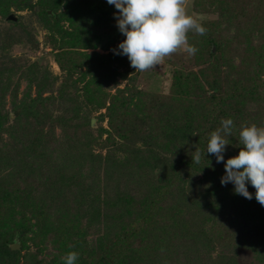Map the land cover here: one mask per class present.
<instances>
[{"label":"trees","instance_id":"obj_1","mask_svg":"<svg viewBox=\"0 0 264 264\" xmlns=\"http://www.w3.org/2000/svg\"><path fill=\"white\" fill-rule=\"evenodd\" d=\"M187 7L206 31L187 34L197 52H185L188 68L171 67L163 93L128 79L129 60L111 51L124 39L118 10L106 0H0V18L13 29H27L9 18L13 12L35 15L62 72L53 90L55 77L27 68L20 93L13 77L21 67L8 54L16 34L3 36L0 264H63L69 251L79 254L76 264H210L222 244L244 246L264 262V206L222 186L223 162L204 156L222 119L233 120L225 160L242 147V126L264 127V0ZM26 32L34 51V31ZM119 79L127 80L123 88ZM30 246H50L52 257L42 263Z\"/></svg>","mask_w":264,"mask_h":264},{"label":"clouds","instance_id":"obj_2","mask_svg":"<svg viewBox=\"0 0 264 264\" xmlns=\"http://www.w3.org/2000/svg\"><path fill=\"white\" fill-rule=\"evenodd\" d=\"M118 11L115 24L124 39L112 49L114 55L126 56L136 71L152 69L172 53L183 50L194 55L197 48L188 43L193 31L204 35L206 29L187 14L183 0H106ZM135 71V72H136ZM233 128V120H221V127L210 133L204 156L223 162L222 186L231 183L234 194L246 199L255 197L264 206V127L255 123L242 126L239 139L242 147L237 155L225 160L224 153ZM192 162L199 163L201 153L195 149ZM248 185L254 193L248 191ZM79 254L69 251L61 257L63 264H76Z\"/></svg>","mask_w":264,"mask_h":264},{"label":"rangeland","instance_id":"obj_3","mask_svg":"<svg viewBox=\"0 0 264 264\" xmlns=\"http://www.w3.org/2000/svg\"><path fill=\"white\" fill-rule=\"evenodd\" d=\"M190 1L191 0H183L184 7H185L187 14H189L187 4ZM10 17L11 19H14V17L19 18L20 22H22L24 27H27V29L33 30L34 37L38 42V48L32 51L30 49L29 43L26 44L25 42L26 35H27V32H26L27 29L24 28L25 31L22 30V32L20 28L18 30L17 28L13 29L9 27L11 25L6 24L5 22H3V19L0 18V47L3 46L4 44L3 36L6 35L5 33H13L14 35L16 34L14 43L12 47L10 48L8 54L12 57V59L14 60V63L17 66L21 67V70L16 73L15 77H13L15 81H19V92L21 93L26 88L27 84L24 78H22L21 76V71L26 70L27 68L28 69L32 68L31 73L35 77H41L39 71L48 72L51 76L56 78L55 83L52 86V89L53 90L58 89L60 80L62 78V72L55 62L50 46L45 44V40H46L45 30L40 28L39 24L37 23L35 15L29 11H23L19 13L13 12L12 14L9 15V18ZM18 31L21 33H19ZM98 52L102 53V51L100 50H98ZM188 61L189 59L187 58L185 51L178 50L177 52L172 53L169 56H166L160 62L159 65H155L152 69H148L145 71H136L135 68L130 66V69H132V72L128 76V79L134 78L135 85L138 88L142 89L143 91L145 90V91H152V92L167 93L169 86H170V80H171V70H172L171 67L172 66H183V67L188 68L189 66ZM118 84L120 88H123L124 85L127 84V80L124 81V80L119 79ZM36 85L37 83L31 85L32 95L35 94L36 89L38 88ZM20 93L18 94V97L21 96ZM8 101H9V95H7L6 97V108L9 107ZM54 109H58V107L55 106ZM58 113L59 111L54 110V114H58ZM98 113H104V110L101 109L96 114L94 113L91 119H95V116L98 115ZM10 118H12V116H10ZM95 125H96V122H95ZM102 127L107 128L106 119L103 121ZM51 132H53L55 138H58L57 140L60 139L59 136L61 135V129L59 127L55 126V129ZM93 151L97 155L99 154L104 155L106 152V150H104L103 148H94ZM15 241L16 239L14 240V242ZM49 247H46L47 250L44 249L41 252L39 251L37 252V250L34 247L30 246V252L36 253L38 261L42 263H46L50 260V258L52 257V253H53V252L51 253V251L48 250ZM25 254L26 252H22V255H25ZM208 263L210 264H260L261 262H259V260L256 258V256L252 253L250 249L244 248V246H241V247L236 246L234 248V245H230L229 247V246L222 244L221 246L217 245V251L215 252L214 255H211V260L208 261ZM262 264H264V262H262Z\"/></svg>","mask_w":264,"mask_h":264},{"label":"water","instance_id":"obj_4","mask_svg":"<svg viewBox=\"0 0 264 264\" xmlns=\"http://www.w3.org/2000/svg\"><path fill=\"white\" fill-rule=\"evenodd\" d=\"M11 18V17H10ZM95 125V119H91V126ZM19 248L18 243L15 241L13 245H11L12 250H17Z\"/></svg>","mask_w":264,"mask_h":264}]
</instances>
